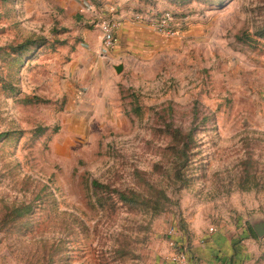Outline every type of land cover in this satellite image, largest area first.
<instances>
[{
    "label": "rangeland",
    "instance_id": "rangeland-1",
    "mask_svg": "<svg viewBox=\"0 0 264 264\" xmlns=\"http://www.w3.org/2000/svg\"><path fill=\"white\" fill-rule=\"evenodd\" d=\"M89 2L188 23L83 124L65 66L98 12L0 0V264H264V0Z\"/></svg>",
    "mask_w": 264,
    "mask_h": 264
},
{
    "label": "crops",
    "instance_id": "crops-1",
    "mask_svg": "<svg viewBox=\"0 0 264 264\" xmlns=\"http://www.w3.org/2000/svg\"><path fill=\"white\" fill-rule=\"evenodd\" d=\"M81 1L85 5L89 3V0ZM130 14V11L125 10L120 12L121 25L112 50L103 53L100 35H90V39H85L65 66L67 77L64 79V88L69 93V101L75 107V112L70 114L72 120L85 124L92 119L94 111L99 109L101 103L107 110L114 108L117 83L126 76L129 63H136L140 58L145 60L147 55L159 48L161 41L167 39L165 35L147 25L134 22ZM120 64L122 70L118 73L114 67ZM212 253H206L198 247L195 252L190 253V264H198L206 256L214 259ZM213 262L214 260H210V264H216Z\"/></svg>",
    "mask_w": 264,
    "mask_h": 264
},
{
    "label": "built area",
    "instance_id": "built-area-1",
    "mask_svg": "<svg viewBox=\"0 0 264 264\" xmlns=\"http://www.w3.org/2000/svg\"><path fill=\"white\" fill-rule=\"evenodd\" d=\"M92 3L86 5L87 11L96 12ZM98 12L96 17V27L100 35V44L103 53L112 50L117 42V31L121 25V17L116 5H110ZM131 19L134 22L142 23L161 33L165 36H175L185 30L187 26V17L179 16L169 10H162L159 12H131ZM213 228L210 227V231ZM173 244V242L171 243ZM185 248L182 249V246ZM186 244L183 242L179 244V250L173 253L171 261L174 264H190V252L186 251Z\"/></svg>",
    "mask_w": 264,
    "mask_h": 264
},
{
    "label": "trees",
    "instance_id": "trees-1",
    "mask_svg": "<svg viewBox=\"0 0 264 264\" xmlns=\"http://www.w3.org/2000/svg\"><path fill=\"white\" fill-rule=\"evenodd\" d=\"M42 44H44L43 41L41 42H38L37 40L34 41V42H25V43H22V44H19L17 46H14L13 49H12V54H17L18 57L20 58L22 54L28 52L30 50L31 47H38V46H41ZM181 131L180 129H175V136H181ZM189 137H190V134L188 133L187 134ZM93 184H96V185H99V186H103L102 184L98 183V182H94ZM120 196H122V198H124V195L123 194H120Z\"/></svg>",
    "mask_w": 264,
    "mask_h": 264
},
{
    "label": "water",
    "instance_id": "water-1",
    "mask_svg": "<svg viewBox=\"0 0 264 264\" xmlns=\"http://www.w3.org/2000/svg\"><path fill=\"white\" fill-rule=\"evenodd\" d=\"M114 69L120 73L121 70H122V65H117L114 67ZM253 228H254V231L257 233L258 236H261L264 234V228L262 227V225H257V224H254L253 225Z\"/></svg>",
    "mask_w": 264,
    "mask_h": 264
}]
</instances>
